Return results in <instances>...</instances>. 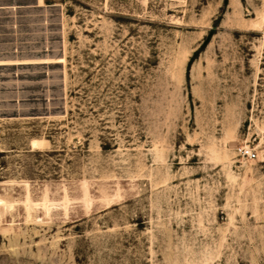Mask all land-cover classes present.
<instances>
[{
    "label": "rangeland",
    "instance_id": "1",
    "mask_svg": "<svg viewBox=\"0 0 264 264\" xmlns=\"http://www.w3.org/2000/svg\"><path fill=\"white\" fill-rule=\"evenodd\" d=\"M0 264H264V0H0Z\"/></svg>",
    "mask_w": 264,
    "mask_h": 264
},
{
    "label": "built area",
    "instance_id": "2",
    "mask_svg": "<svg viewBox=\"0 0 264 264\" xmlns=\"http://www.w3.org/2000/svg\"><path fill=\"white\" fill-rule=\"evenodd\" d=\"M239 155L242 158L249 160L255 159L257 156L256 152L253 149H251L248 145L239 147Z\"/></svg>",
    "mask_w": 264,
    "mask_h": 264
},
{
    "label": "bare ground",
    "instance_id": "3",
    "mask_svg": "<svg viewBox=\"0 0 264 264\" xmlns=\"http://www.w3.org/2000/svg\"><path fill=\"white\" fill-rule=\"evenodd\" d=\"M263 18V17H262Z\"/></svg>",
    "mask_w": 264,
    "mask_h": 264
}]
</instances>
